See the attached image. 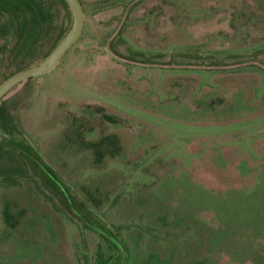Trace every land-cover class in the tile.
<instances>
[{
	"label": "rangeland",
	"instance_id": "obj_1",
	"mask_svg": "<svg viewBox=\"0 0 264 264\" xmlns=\"http://www.w3.org/2000/svg\"><path fill=\"white\" fill-rule=\"evenodd\" d=\"M29 1L0 82L70 26ZM79 2L0 98V264H264V0Z\"/></svg>",
	"mask_w": 264,
	"mask_h": 264
},
{
	"label": "water",
	"instance_id": "obj_2",
	"mask_svg": "<svg viewBox=\"0 0 264 264\" xmlns=\"http://www.w3.org/2000/svg\"><path fill=\"white\" fill-rule=\"evenodd\" d=\"M71 14V23L61 39L40 60L20 68L11 73L0 82V98L4 96L14 85L24 80L41 76L58 64L66 49L75 41L82 28L84 11L79 0H63Z\"/></svg>",
	"mask_w": 264,
	"mask_h": 264
},
{
	"label": "trees",
	"instance_id": "obj_3",
	"mask_svg": "<svg viewBox=\"0 0 264 264\" xmlns=\"http://www.w3.org/2000/svg\"><path fill=\"white\" fill-rule=\"evenodd\" d=\"M18 3L23 4L26 8H30V6H31V9L33 8V5H31L29 0H18ZM4 4L7 6V5H11L12 3H10V0H0V6H4ZM24 23L26 24V22H24ZM7 28H8V26L5 25V23H3L2 27L0 29V33L4 32V31L6 32Z\"/></svg>",
	"mask_w": 264,
	"mask_h": 264
}]
</instances>
